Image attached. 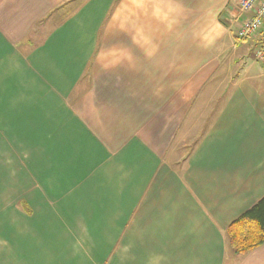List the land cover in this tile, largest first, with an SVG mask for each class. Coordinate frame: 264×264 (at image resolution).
Wrapping results in <instances>:
<instances>
[{"label": "crops", "instance_id": "1", "mask_svg": "<svg viewBox=\"0 0 264 264\" xmlns=\"http://www.w3.org/2000/svg\"><path fill=\"white\" fill-rule=\"evenodd\" d=\"M238 2L0 0V264H264L226 236L264 198Z\"/></svg>", "mask_w": 264, "mask_h": 264}, {"label": "trees", "instance_id": "2", "mask_svg": "<svg viewBox=\"0 0 264 264\" xmlns=\"http://www.w3.org/2000/svg\"><path fill=\"white\" fill-rule=\"evenodd\" d=\"M236 256L245 255L264 245V198L231 224L226 232Z\"/></svg>", "mask_w": 264, "mask_h": 264}, {"label": "built area", "instance_id": "3", "mask_svg": "<svg viewBox=\"0 0 264 264\" xmlns=\"http://www.w3.org/2000/svg\"><path fill=\"white\" fill-rule=\"evenodd\" d=\"M238 9L241 14L254 13L243 22L236 34V39L243 41L256 38L264 28V0H239ZM254 57L259 62L264 61V43L259 50L255 51Z\"/></svg>", "mask_w": 264, "mask_h": 264}, {"label": "rangeland", "instance_id": "4", "mask_svg": "<svg viewBox=\"0 0 264 264\" xmlns=\"http://www.w3.org/2000/svg\"><path fill=\"white\" fill-rule=\"evenodd\" d=\"M192 138L194 139L195 137H194V135L192 136ZM189 140H187V142H188ZM191 142V141H190Z\"/></svg>", "mask_w": 264, "mask_h": 264}]
</instances>
